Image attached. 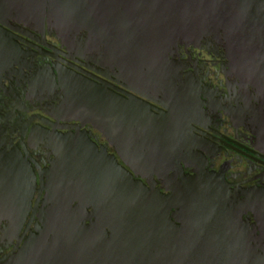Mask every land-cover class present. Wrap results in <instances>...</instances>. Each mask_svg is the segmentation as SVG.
<instances>
[{
  "label": "flooded vegetation",
  "instance_id": "1",
  "mask_svg": "<svg viewBox=\"0 0 264 264\" xmlns=\"http://www.w3.org/2000/svg\"><path fill=\"white\" fill-rule=\"evenodd\" d=\"M65 3L17 1L6 16L0 12V36L3 28L16 50L12 64L3 67L0 62V264H17L24 249L47 230L56 198H74L71 208L79 216L83 188L108 192L106 185L86 181L81 164L110 166L114 160L131 171L109 134L91 122L69 120L61 111L65 78L94 86L111 99L133 94L155 114L167 111L128 87V56L124 59L134 44L128 39L147 36L140 31V8L156 7L159 0H74V25L66 24ZM170 61L176 67V86L196 95L188 117V148L180 161L184 176L209 175L235 206L251 192H264V89L247 83L238 72L236 77L225 50L216 49L214 42H203L200 48L179 44ZM132 125L133 133L140 134L143 128ZM117 130L129 132L125 127ZM165 153L161 159L175 164L176 152ZM174 173L169 170L168 175ZM134 178L151 189L148 178ZM154 182L164 195L171 193L164 177L154 176ZM233 210L237 225V208ZM180 213H168L176 234L184 224ZM241 220L256 230L264 254V233L255 214L247 212Z\"/></svg>",
  "mask_w": 264,
  "mask_h": 264
},
{
  "label": "water",
  "instance_id": "2",
  "mask_svg": "<svg viewBox=\"0 0 264 264\" xmlns=\"http://www.w3.org/2000/svg\"><path fill=\"white\" fill-rule=\"evenodd\" d=\"M17 1L38 0H0L2 15ZM64 1L66 24L74 25L77 6L74 0ZM139 12L140 31L147 36L128 39L134 43L123 55L128 56V87L167 111L155 114L133 94L130 99H111L74 78L63 80L66 98L61 111L69 120L91 122L109 134L132 172L114 160L110 166L81 164L82 175L88 176L82 186L91 181L95 187L106 185L108 192L83 188L79 216L71 208L74 198H56L47 230L24 249L17 264H264L260 237L241 220L252 212L264 233V192H251L235 206L209 175L188 177L182 172L196 95L176 86V67L170 61L179 44L200 48L203 42H214L216 49L225 50L236 77L238 72L247 83L264 89V0H159L156 7H141ZM1 32L4 67L12 64L16 50L3 28ZM155 32L160 34L148 36ZM118 59L121 63L122 56ZM122 120L130 125L124 122L122 127ZM133 123L143 128L140 134L133 133ZM124 127L129 132L115 131ZM170 149L177 154L175 164L161 159ZM169 170L175 171L173 176ZM134 175L148 178L151 189ZM154 176L165 178L169 195L154 187ZM171 209H181L184 221L177 234L168 216Z\"/></svg>",
  "mask_w": 264,
  "mask_h": 264
}]
</instances>
